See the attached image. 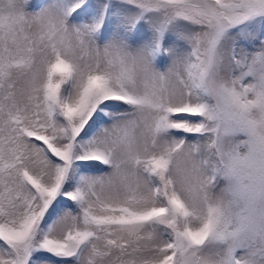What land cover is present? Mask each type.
Here are the masks:
<instances>
[{"label": "snow or ice", "instance_id": "6c2138e0", "mask_svg": "<svg viewBox=\"0 0 264 264\" xmlns=\"http://www.w3.org/2000/svg\"><path fill=\"white\" fill-rule=\"evenodd\" d=\"M230 123L264 153V0H0V264H181L223 212L174 158Z\"/></svg>", "mask_w": 264, "mask_h": 264}, {"label": "clouds", "instance_id": "9594fccd", "mask_svg": "<svg viewBox=\"0 0 264 264\" xmlns=\"http://www.w3.org/2000/svg\"><path fill=\"white\" fill-rule=\"evenodd\" d=\"M212 126L213 124L210 123L209 127ZM244 133V131L241 133L243 140L224 137L218 141L224 152H228L235 143L242 145L246 143V147L241 148L243 155L232 158L225 157V165L234 176V192L227 191L226 185L209 189L207 203L219 206L223 212V218L232 216L233 219H236L248 216L256 220L259 211L264 209V195L261 194L260 181V165L264 160V153L259 148H254L249 142L250 137ZM204 158L215 159L214 150L210 154L202 142L200 152L196 153L186 142L184 149L176 154L172 168V175L177 181L178 187L184 185L189 189L185 193V198L200 216L206 215L207 212V206L203 199L204 193L200 187L206 183V176L209 174L201 163ZM224 247L226 245L213 246L206 241L205 245L201 246L194 254L190 252L181 261V264H221Z\"/></svg>", "mask_w": 264, "mask_h": 264}, {"label": "rangeland", "instance_id": "374dc122", "mask_svg": "<svg viewBox=\"0 0 264 264\" xmlns=\"http://www.w3.org/2000/svg\"><path fill=\"white\" fill-rule=\"evenodd\" d=\"M33 4L38 5L40 0H32ZM243 131L240 130L239 126L235 123L223 124L218 126V131L214 132L215 138V165H214V174H213V186L211 189L219 188L226 185V190L229 192H234L235 184L234 176L231 171L225 165V157H235L243 155L244 153L241 151L242 147H246L245 144L235 143L232 148L228 152H224L221 150V145L218 141L222 140L224 137H232L236 140H243V136L241 135ZM185 137L187 138L190 136ZM246 135V133H244ZM217 159V160H216ZM215 182V183H214ZM208 197V196H207ZM218 231L223 233V235H212L207 241L209 244L213 246L218 245H226L223 249V253L226 254L228 247L231 243L236 240H240L246 235L244 230L240 227V217L233 219L232 216L224 217L221 220V223L218 226ZM230 233H235V236L230 235Z\"/></svg>", "mask_w": 264, "mask_h": 264}, {"label": "bare ground", "instance_id": "6f19581e", "mask_svg": "<svg viewBox=\"0 0 264 264\" xmlns=\"http://www.w3.org/2000/svg\"><path fill=\"white\" fill-rule=\"evenodd\" d=\"M214 132H208L202 136H193L190 135L187 138V143L192 147L196 149V153H199L201 150L202 142L203 146L206 148V150L211 154L214 150L215 151V143L213 141L215 140ZM217 160V159H216ZM201 163L204 165V167L208 170V175L206 176V183L204 184V187L202 189L203 193H206L208 196L209 189L213 186V180H214V165H215V159L210 160L209 158H204ZM215 183V182H214Z\"/></svg>", "mask_w": 264, "mask_h": 264}]
</instances>
